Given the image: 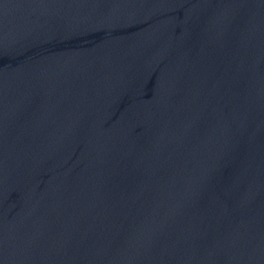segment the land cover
I'll return each mask as SVG.
<instances>
[{
	"label": "water",
	"instance_id": "95a60500",
	"mask_svg": "<svg viewBox=\"0 0 264 264\" xmlns=\"http://www.w3.org/2000/svg\"><path fill=\"white\" fill-rule=\"evenodd\" d=\"M0 264H264V0H0Z\"/></svg>",
	"mask_w": 264,
	"mask_h": 264
}]
</instances>
